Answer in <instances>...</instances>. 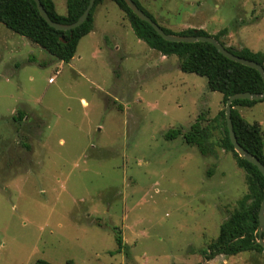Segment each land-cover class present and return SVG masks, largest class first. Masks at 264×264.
<instances>
[{"label":"rangeland","instance_id":"obj_1","mask_svg":"<svg viewBox=\"0 0 264 264\" xmlns=\"http://www.w3.org/2000/svg\"><path fill=\"white\" fill-rule=\"evenodd\" d=\"M138 1L172 31L227 28V46L264 52V0ZM94 15L69 62L0 22V264H264L203 253L248 190L220 144L223 94L138 38L114 1ZM237 109L264 138V100ZM200 116L209 155L165 138ZM116 229L127 247L112 254Z\"/></svg>","mask_w":264,"mask_h":264},{"label":"trees","instance_id":"obj_2","mask_svg":"<svg viewBox=\"0 0 264 264\" xmlns=\"http://www.w3.org/2000/svg\"><path fill=\"white\" fill-rule=\"evenodd\" d=\"M104 0H95L89 16L80 26L71 30H60L51 26L40 14L35 0H0V22L6 27L27 37L48 50L53 56L69 62L75 56L78 44L82 37L94 29V12L96 7ZM126 14L136 36L144 40L151 48L163 55H177L180 69L206 76L208 88L223 94L226 102L231 94L242 91L263 92L264 80L258 70L246 66L222 54L212 43L173 42L164 39L153 26L139 18L128 6L125 0H112ZM153 20L149 13L138 0H134ZM49 17L62 24L75 22L84 12L90 0H66V13H59L54 0H41ZM157 22V21H156ZM162 26V25H161ZM167 33L180 35H212L216 37L228 50L235 54L255 60L264 66V52L253 51L248 47L234 49L227 46L222 36L227 34L223 28L215 34H210L204 29L187 28L182 31H172L164 26ZM263 99H235L232 102V124L238 142L264 163V138L262 128L255 122H249L237 106L250 107ZM21 113V112H20ZM21 113L19 119L23 118ZM218 121L223 124L224 136L221 147L231 151L237 162L247 174L248 190L238 199V206L220 225L219 235L208 244L203 251L206 259H213L223 254L226 256L237 255L244 251H257L264 254V248L259 243V211L264 199V175L256 165L239 156L229 137L225 110H221ZM202 116L193 122L190 128L183 132L181 128H171L165 133L166 139L182 136L188 144L195 145L203 155L213 152L211 145V131L203 125ZM264 235V234H263ZM115 240L117 248L111 253L123 252L126 246L120 229H116ZM128 255V252L125 251ZM33 264H54L46 259H37Z\"/></svg>","mask_w":264,"mask_h":264},{"label":"water","instance_id":"obj_3","mask_svg":"<svg viewBox=\"0 0 264 264\" xmlns=\"http://www.w3.org/2000/svg\"><path fill=\"white\" fill-rule=\"evenodd\" d=\"M37 7L40 11V14L42 17L54 28L60 29V30H71L78 26H80L84 21L87 20L89 13L91 9L93 8L95 4V0H90V3L82 13V15L73 23L70 24H62L59 22H56L52 20L48 12L46 11L44 5L42 4L41 0H35ZM125 2L128 4V6L131 8V10L142 20L147 21L150 23L153 28L157 31L159 35H161L164 39L168 41L173 42H197V41H205L212 43L222 54H224L226 57L230 58L231 60H234L236 62H239L241 64H244L246 66H250L252 68H255L258 70L264 80V66L255 61L251 60L242 56H239L235 54L234 52L228 50L216 37L212 35H180V34H174V33H167L158 22L153 20L142 8H140L137 3L134 0H125ZM264 98V91L263 92H250V91H242V92H236L234 94H231L227 101H226V107H225V118L227 123V128L229 131V137L230 140L234 146V150L241 156L242 158L246 159L247 161L253 163L258 167V169L262 172L264 175V163L260 161L258 157H256L254 154H252L250 151L245 149L239 142L236 137L235 131L233 129L232 124V102L235 99H253V100H259ZM259 243L264 248V199L261 203L260 211H259Z\"/></svg>","mask_w":264,"mask_h":264},{"label":"crops","instance_id":"obj_4","mask_svg":"<svg viewBox=\"0 0 264 264\" xmlns=\"http://www.w3.org/2000/svg\"><path fill=\"white\" fill-rule=\"evenodd\" d=\"M55 4H56V3H55ZM65 13H66V12H65ZM63 14H64V13H63ZM94 25H95V15H94ZM92 31H93V30H92ZM92 31H91V32H92ZM88 34H89V33H88ZM88 34H87V35H88ZM85 36H86V35H85ZM14 42H15V43H14ZM16 42H17V40H14V41H13L14 45H16ZM34 43H35V42H34ZM18 44H20V43H18ZM17 48H18V47H17ZM31 52H32V53H31ZM31 52H30V53H31L32 55H31V57H29V59H30L32 62H36V61H38V60H37V56L35 55V51H31ZM40 60H41V59H40ZM44 60H45V59H44ZM51 60H52V59H51ZM13 63H15V65L17 64V62H15V61H13ZM51 81H52V77L49 78V82H51ZM83 99H84V98H83ZM24 116L27 118L28 115L25 114Z\"/></svg>","mask_w":264,"mask_h":264}]
</instances>
